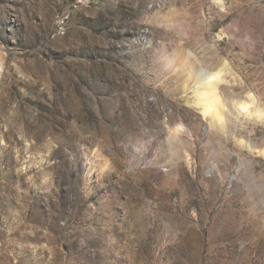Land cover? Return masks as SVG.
Wrapping results in <instances>:
<instances>
[{"label":"rangeland","instance_id":"rangeland-1","mask_svg":"<svg viewBox=\"0 0 264 264\" xmlns=\"http://www.w3.org/2000/svg\"><path fill=\"white\" fill-rule=\"evenodd\" d=\"M0 264H264V0H0Z\"/></svg>","mask_w":264,"mask_h":264},{"label":"bare ground","instance_id":"bare-ground-1","mask_svg":"<svg viewBox=\"0 0 264 264\" xmlns=\"http://www.w3.org/2000/svg\"><path fill=\"white\" fill-rule=\"evenodd\" d=\"M227 66L225 63L222 67L214 70H199L193 68L191 70L192 75L196 76L197 88L203 90L197 93L198 103L202 107V112L205 117H210L216 123L222 121L220 109L223 108L224 104L219 89L225 82V76L229 71ZM254 103L255 99L250 97L245 102L242 101L234 104V108H236L239 115H245Z\"/></svg>","mask_w":264,"mask_h":264}]
</instances>
